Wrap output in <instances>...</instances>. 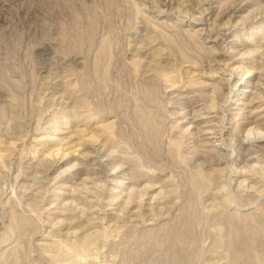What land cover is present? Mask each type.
Instances as JSON below:
<instances>
[{
    "label": "rangeland",
    "instance_id": "rangeland-1",
    "mask_svg": "<svg viewBox=\"0 0 264 264\" xmlns=\"http://www.w3.org/2000/svg\"><path fill=\"white\" fill-rule=\"evenodd\" d=\"M263 102L264 0H0V264H264Z\"/></svg>",
    "mask_w": 264,
    "mask_h": 264
},
{
    "label": "bare ground",
    "instance_id": "bare-ground-1",
    "mask_svg": "<svg viewBox=\"0 0 264 264\" xmlns=\"http://www.w3.org/2000/svg\"><path fill=\"white\" fill-rule=\"evenodd\" d=\"M231 7H232V5H231ZM237 10H239V9H237ZM233 11V10H232ZM236 11V10H235ZM228 25H229V22H228ZM235 25V24H234ZM225 27H226V25H225ZM234 27V26H233ZM239 27V26H238ZM234 29V28H233ZM221 31V30H220ZM219 31V32H220ZM229 32H230V26L229 27H226V28H224L220 33H219V35H218V38H216V39H214L215 41L217 40V39H219V38H221V39H223V38H225L226 36H227V34H229ZM212 37V36H211ZM263 42V41H262ZM234 45V46H233ZM263 45V44H262ZM237 46H241L240 45V43H229V45L227 46V49L228 50H230V51H232V49H236L237 48ZM239 48V47H238ZM228 58V57H227ZM235 61V60H234ZM231 62H233L232 60H231ZM241 67H242V65H241ZM240 68V67H239ZM232 75V74H231ZM232 93V92H231ZM264 103V102H263ZM254 112V111H253ZM254 115V114H253ZM198 120V119H197ZM256 120V118H254V116L253 117H251L250 119H247V121H246V125H249V124H254V121ZM192 121V120H191ZM193 124V123H192ZM101 125V124H100ZM99 125V126H100ZM107 125V124H106ZM256 125V124H255ZM97 126V125H96ZM248 127V126H247ZM99 128H102V127H99ZM246 128V127H245ZM260 140V139H259ZM69 145V144H68ZM243 145V144H242ZM65 146V145H64ZM249 146V145H248ZM247 147V146H246ZM246 147H243V150H246L247 148ZM72 149H73V147H71ZM70 148V149H71ZM69 149V148H68ZM261 149V148H260ZM76 150V149H75ZM56 151V150H55ZM59 151V150H58ZM65 151V150H64ZM246 152V151H245ZM262 153V152H261ZM229 157H231V156H229ZM252 164V163H251ZM243 170H244V168H243ZM242 170V171H243ZM259 170V169H258ZM248 176V175H247ZM250 177V176H249ZM246 180V179H245ZM249 180V179H248ZM253 180V179H252ZM255 181V180H254ZM263 184V183H262ZM247 185V184H246ZM254 185V184H253ZM253 187V186H252ZM254 187H255V185H254ZM232 193V192H231ZM238 206V205H237ZM227 209V208H226ZM93 217V216H92ZM97 218V217H96ZM229 218H227V220H228ZM244 219V218H243ZM248 221H249V219H248ZM228 222V221H227ZM248 223H250V222H248ZM251 226H252V224H250ZM251 226H250V228H251ZM234 227V226H233ZM253 227V226H252ZM259 231V230H258ZM251 233V232H250ZM253 238V237H252ZM52 245V244H51ZM60 246V245H59ZM236 250V249H235ZM239 250V249H238ZM11 251V250H10ZM246 253V252H245ZM247 259V258H246ZM245 260V259H244ZM247 261V260H246ZM262 261H263V259H262Z\"/></svg>",
    "mask_w": 264,
    "mask_h": 264
}]
</instances>
